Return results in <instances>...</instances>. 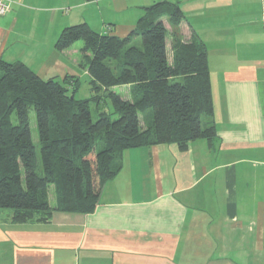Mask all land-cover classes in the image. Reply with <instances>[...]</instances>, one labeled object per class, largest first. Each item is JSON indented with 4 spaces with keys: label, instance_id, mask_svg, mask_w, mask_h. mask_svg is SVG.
Masks as SVG:
<instances>
[{
    "label": "crops",
    "instance_id": "crops-1",
    "mask_svg": "<svg viewBox=\"0 0 264 264\" xmlns=\"http://www.w3.org/2000/svg\"><path fill=\"white\" fill-rule=\"evenodd\" d=\"M161 1L183 11L182 39L206 47L215 136L125 149L91 213L18 223L0 209V264H264V0H12L0 59L87 75L81 44L55 49L60 31L86 22L125 36Z\"/></svg>",
    "mask_w": 264,
    "mask_h": 264
},
{
    "label": "trees",
    "instance_id": "trees-1",
    "mask_svg": "<svg viewBox=\"0 0 264 264\" xmlns=\"http://www.w3.org/2000/svg\"><path fill=\"white\" fill-rule=\"evenodd\" d=\"M144 9L125 36L99 33L86 22L60 31L57 51L82 41L80 66L91 91L86 99L75 97L78 77L43 78L21 61L0 59V209L10 210L12 221L47 222L54 210L91 213L104 184L121 169L125 149L173 143L185 150L193 140L215 136L204 43L194 32L182 39L178 4L161 1ZM124 85L128 97L114 91ZM107 100L110 113L102 109Z\"/></svg>",
    "mask_w": 264,
    "mask_h": 264
},
{
    "label": "rangeland",
    "instance_id": "rangeland-1",
    "mask_svg": "<svg viewBox=\"0 0 264 264\" xmlns=\"http://www.w3.org/2000/svg\"><path fill=\"white\" fill-rule=\"evenodd\" d=\"M154 1H157V0H153V2ZM152 2V3H153ZM131 12H133V10H131ZM132 14V13H131ZM133 18H135V16H133V14H132V19ZM136 19V18H135ZM122 20V16H117V21L119 22V21H121ZM127 20V19H126ZM120 23H118V25H119ZM93 30H95V28H96V26H97V24H96V26H95V24H93V23H91L90 25H89ZM98 27V26H97ZM95 31H97V30H95ZM167 41H168V39L170 40V37H169V35L167 36ZM136 45H140V39L138 38L137 39V41L136 42H134ZM76 45H78V44H82V41H78V42H76L75 43ZM167 49H168V55H170L171 56V49H170V45L168 44L167 45ZM81 67V66H80ZM82 68V67H81ZM78 75H79V86H78V89H77V91H76V94H75V97L77 98V99H86V98H88L90 95H91V91H90V83H89V78H88V76L86 75V74H83V73H81V71L78 69ZM114 91H116L117 93H122V95L124 96V97H128L129 95V87L128 88H126V87H124V88H119V87H115L114 88ZM90 109H91V112H92V114H93V117L95 118L96 117V111H97V105H96V103H94V102H90ZM102 109L104 110V111H106L107 113H110L111 111H112V106H111V102L109 101V100H107L105 103H103L102 104ZM117 117V115H113L112 116V118H116ZM202 120H203V122H205L206 120H207V117H202ZM143 121V120H142ZM30 129H31V133H32V138H33V141L35 142V144H36V149H37V153H38V151H39V146H38V143H37V134H36V128H35V119H34V115H33V113L31 112L30 113ZM49 202H50V204L52 205V206H54L55 205V193H54V188H53V186H50V188H49Z\"/></svg>",
    "mask_w": 264,
    "mask_h": 264
},
{
    "label": "built area",
    "instance_id": "built-area-1",
    "mask_svg": "<svg viewBox=\"0 0 264 264\" xmlns=\"http://www.w3.org/2000/svg\"><path fill=\"white\" fill-rule=\"evenodd\" d=\"M12 0H0V15L7 13L10 10Z\"/></svg>",
    "mask_w": 264,
    "mask_h": 264
}]
</instances>
